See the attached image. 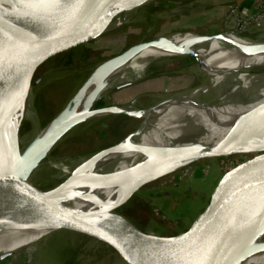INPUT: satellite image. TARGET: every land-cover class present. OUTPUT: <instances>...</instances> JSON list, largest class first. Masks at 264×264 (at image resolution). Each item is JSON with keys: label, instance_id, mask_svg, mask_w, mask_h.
Wrapping results in <instances>:
<instances>
[{"label": "water", "instance_id": "water-1", "mask_svg": "<svg viewBox=\"0 0 264 264\" xmlns=\"http://www.w3.org/2000/svg\"><path fill=\"white\" fill-rule=\"evenodd\" d=\"M150 1L0 0V230L25 227L45 230L50 232L49 235L63 229L80 232L110 245L126 264H206L233 233L264 234V215L254 211L264 207V149L251 135L240 144L237 136L232 135L228 139L231 144L225 146L201 143L173 146L154 152L144 163L117 175L78 174L80 167L97 162L126 139L137 136L145 118L153 115L150 113L152 105L139 108L132 107L131 102L129 105L97 106L103 93L85 111H67L64 104L43 126L45 130L42 133L39 129L25 146L19 143L21 119L13 125L12 116L19 108L21 95L29 90L38 68L70 48L95 40L108 31L113 21L125 19L132 10ZM223 34L198 35L205 41ZM167 35L124 48L101 61L98 70L104 72L132 58L146 46L161 42ZM224 41L229 42L228 39ZM252 48L256 52H264V42ZM179 56L199 61L189 49L181 50ZM130 110L144 115L139 117ZM112 114L136 118L139 123L115 144L93 152L87 161L55 186L44 190L27 182V177L41 159V152L49 146L54 147L72 127L95 119V116L100 118ZM263 117L264 111L258 119ZM248 120L241 124V129L246 127ZM126 149L144 155L149 150L133 145ZM235 155L252 157L224 170L211 185L208 174L204 176L205 172L193 173L188 169L201 160L227 159ZM173 172H181L185 178L183 183L167 189L160 199L163 224L157 223L156 230H141L116 212L144 185ZM125 184H131L132 188L114 202L112 210L116 217L113 218H88L86 222L76 224L75 218L81 221L85 216L64 204L74 185L108 188ZM206 189L209 193L206 202L197 208L192 202ZM125 236L131 238L127 249L118 245V240ZM221 253L224 255V251ZM10 257L11 253H2L0 261Z\"/></svg>", "mask_w": 264, "mask_h": 264}, {"label": "rangeland", "instance_id": "rangeland-1", "mask_svg": "<svg viewBox=\"0 0 264 264\" xmlns=\"http://www.w3.org/2000/svg\"><path fill=\"white\" fill-rule=\"evenodd\" d=\"M263 22L264 0H152L132 10L120 27L103 33L91 42L70 48L38 68L32 78L27 108L19 124V140L24 143L53 118L96 65L136 42L186 31L198 34L245 32L250 39L259 40L264 39V26H256ZM197 53L199 63L187 56H174L162 66L148 70L139 79L117 81L113 88L104 92L97 106L129 105L132 102V107H147L162 98L204 85L206 77L197 70V65L208 62L212 57L207 52ZM259 70L264 71V68ZM231 74V67L230 70L221 68L208 80L209 85L219 86ZM210 93H203V98L213 94ZM138 123L136 118L112 114L75 125L35 167L28 181L44 190L55 186L61 181L58 170L53 167L55 164L69 165L115 144ZM251 157L235 155L227 159L201 160L188 169L193 173L205 172L204 176L208 174L211 185L224 170ZM184 178L181 172H173L156 179L137 190L116 212L141 230H156L157 223L163 224L160 199L167 189L183 183ZM208 194V189L204 190L192 202L193 205L201 208ZM17 257L11 256L0 264H126L107 243L67 229L58 230L41 240L29 256L21 260Z\"/></svg>", "mask_w": 264, "mask_h": 264}, {"label": "bare ground", "instance_id": "bare-ground-1", "mask_svg": "<svg viewBox=\"0 0 264 264\" xmlns=\"http://www.w3.org/2000/svg\"><path fill=\"white\" fill-rule=\"evenodd\" d=\"M124 22L125 19L118 18L107 29L114 30ZM263 26L264 22L258 24L256 28ZM201 39L194 31L172 32L163 37L161 42L146 46L132 58L104 72L98 70V65L90 71L71 95L70 98H73L71 100L69 98L70 101L65 103L67 111H85L98 95L113 88L117 81L131 82L139 79L146 70L162 66L161 64L167 62L169 58L179 56L181 50L189 49L194 52L199 59L197 63L201 62L197 52H207L212 57L208 62L197 65V70L206 77L204 85L183 94H172L173 96L155 102L150 112L153 114L152 117L145 118L137 136L126 139L97 162L80 167L77 170L78 174L91 176L102 173L121 174L139 163H144L154 152L195 143L225 146L231 144L228 139L232 135L237 136L239 144L245 137L251 135L256 138V144L264 149V117L258 119L264 111V71L259 70L264 68V52H256L252 48L264 42V39L253 40L245 32L237 34L231 31L210 40ZM224 39H228L229 42H225ZM230 67L231 77L229 76L219 86L209 85L208 80L218 70L221 68L230 70ZM203 93L211 95L203 98L205 95ZM27 98L28 91L21 95L19 108L12 116L13 125L24 116ZM130 111L139 117L144 115ZM253 114L254 116L250 117ZM247 120L246 127L241 129V124ZM44 130L45 127L40 129L39 133ZM37 133L38 131L34 132L24 143L19 140L20 145L25 146ZM131 145L149 150H146L144 155L126 149ZM52 147L53 145L41 152L39 155L41 159L35 167L41 163ZM90 156L91 154L72 161L69 165L57 163L53 167L58 170V176L62 181ZM29 177L30 175L27 177V182ZM131 188V184L108 188L74 185L64 204L85 216L81 221L75 218L76 224H82L88 218H113L116 217L112 210L114 202L126 195ZM80 194L85 197H81ZM254 211L264 215V207L255 208ZM49 233L45 230L25 227L0 230V254L11 253L12 257L18 256L17 260H21L34 252L37 244ZM130 239L129 236L120 238L118 245L127 249ZM206 264H264V234L243 231L233 233L221 243Z\"/></svg>", "mask_w": 264, "mask_h": 264}, {"label": "flooded vegetation", "instance_id": "flooded-vegetation-1", "mask_svg": "<svg viewBox=\"0 0 264 264\" xmlns=\"http://www.w3.org/2000/svg\"><path fill=\"white\" fill-rule=\"evenodd\" d=\"M99 106H102V105H99Z\"/></svg>", "mask_w": 264, "mask_h": 264}]
</instances>
